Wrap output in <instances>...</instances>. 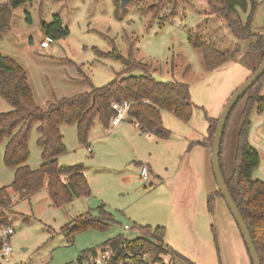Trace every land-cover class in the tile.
Wrapping results in <instances>:
<instances>
[{"label": "rangeland", "instance_id": "obj_1", "mask_svg": "<svg viewBox=\"0 0 264 264\" xmlns=\"http://www.w3.org/2000/svg\"><path fill=\"white\" fill-rule=\"evenodd\" d=\"M6 1L9 0H0ZM122 3L123 0L27 1L14 9L11 27L0 32V53L14 58L26 69L35 100L44 108L50 100L89 90L84 74L95 86H101L123 70L119 60L98 58L95 48L107 52L116 46L128 55L134 43V57L152 64L155 78L176 79L189 84L196 105L193 116L190 121H184L163 110V123L172 131L168 139L140 133L127 121H122L114 130L104 129L96 123L89 135L90 145L79 142L76 125H63L68 151L61 156L60 163L82 162L87 166L91 195L56 207L48 192L42 190L35 199L18 203L7 213L16 232L11 240L14 251L10 261L4 264H80L78 257L82 253L107 247L104 243L118 234L128 235L124 228L127 224L168 226V242L173 247L186 246L190 250L186 253H208L207 263L202 264H219L217 253H221V244L223 253H230L225 249L227 244L222 235L220 212L204 223L200 221L197 229L185 226L187 232L181 236L176 229L177 221L174 222L178 212L171 206L182 204L177 191L197 188L190 179V152L196 169L193 179L202 181L201 148L196 142L208 133L207 116L219 118L229 98L251 76L259 57L251 49L255 38L241 40L232 35L224 18L211 10L208 0H180L176 14L172 12V5L161 0H125L124 6ZM156 7L159 9L154 15L149 9ZM55 16L62 19L70 34L50 41L44 35L43 24L52 22ZM242 16L245 19L247 15L242 13ZM190 30L215 42L222 50L236 49L235 57L216 69H207L202 51L188 41ZM253 32L264 34V0H259ZM43 42L48 45L43 46ZM140 73L133 71L123 75ZM261 94H264V85ZM0 106L10 108L3 101ZM243 107L244 101L234 109L225 136L227 174H232L235 169ZM250 117L253 121L250 138L262 156V166L264 113L258 114L254 108ZM256 126L259 131L253 138ZM38 136L34 127L29 159L33 167L41 162ZM207 143L212 148V141ZM4 145V142L0 143V187L9 185L14 179L13 170L4 164ZM135 150L141 155L136 156ZM141 161L154 169L153 173L149 169V181L142 177ZM254 176L264 179L260 168L255 170ZM217 192L218 187L212 194ZM218 199L224 201L220 195L216 196V202ZM207 200L208 196H200L187 203V208L202 207L198 211L201 212ZM101 203H105L116 221L111 228H88L76 234L74 241L62 232L84 211L91 208L98 213L97 207ZM243 249L248 252L245 244ZM146 257L151 261L154 258L149 254ZM224 257L227 262L226 255ZM175 263L186 264L179 258Z\"/></svg>", "mask_w": 264, "mask_h": 264}, {"label": "trees", "instance_id": "obj_2", "mask_svg": "<svg viewBox=\"0 0 264 264\" xmlns=\"http://www.w3.org/2000/svg\"><path fill=\"white\" fill-rule=\"evenodd\" d=\"M32 0H9L0 2V32L11 27L13 11L21 4ZM172 5V12L177 10L180 0H161ZM211 10L221 15L229 31L236 38L247 40L255 38L251 49L259 55L252 68L251 75L264 60V34L253 32V20L259 0H208ZM155 10L149 9L154 15ZM242 13L246 14L244 19ZM176 14V12H175ZM43 32L50 41H55L70 34L69 28L63 25L62 19L55 16L50 23L43 24ZM188 41L193 47L202 51L207 69L213 70L233 59L237 50H222L218 45L206 39L200 33L190 30ZM133 44L128 55H124L118 47L111 51L95 48L98 58L119 60L124 68L111 80L101 86H95L84 74L90 89L69 96H61L48 101L46 107L37 104L26 69L14 58L0 53V104L6 102L10 108L0 106V143H5L4 164L15 170L12 187L21 198H29L39 192L47 183L49 196L56 207L73 202L79 197H89L91 187L85 174V165L60 164L58 158L67 153L61 126L76 125L78 140L82 145L89 143V135L96 123L104 129L111 128V120L115 115L112 107L115 101H127L130 108L127 117L132 120L141 133H147L160 139H168L172 131L163 123L162 111L172 112L184 121H190L195 103L192 100L189 84L173 79L158 80L153 75L152 64L138 60L133 55ZM79 73L83 71L78 68ZM140 71L139 75L123 73ZM264 74L257 83L236 104L244 101L243 122L239 132L238 151L235 169L227 174L224 161L225 136L229 127L234 107L224 131L221 146V168L227 187L238 206L251 233L261 264H264V179L254 176L255 170L261 166L259 150L250 140L253 121L250 117L254 108L258 114L264 113ZM148 101V102H147ZM206 113V112H205ZM207 114V113H206ZM208 117L207 142L213 143L218 118ZM38 131L37 144L41 148L42 164L33 169L28 164L30 158V138L33 128ZM206 141L204 144H208ZM219 191L210 194L207 200L208 210L214 212L216 196ZM13 208V200L7 187L0 188V228L11 225L7 213ZM95 209L84 211L70 225L62 229L70 240L88 228L107 229L116 223L105 203ZM139 236L128 240V235L118 234L104 245L114 248L115 253L123 257L124 253H132L129 264H176V258L187 264H196L165 242L166 227L158 225H134ZM216 237V236H215ZM95 250L94 248L89 251ZM149 254L154 257L149 260ZM218 258L220 260V253ZM80 256L78 257V261ZM252 263V262H251Z\"/></svg>", "mask_w": 264, "mask_h": 264}, {"label": "crops", "instance_id": "obj_3", "mask_svg": "<svg viewBox=\"0 0 264 264\" xmlns=\"http://www.w3.org/2000/svg\"><path fill=\"white\" fill-rule=\"evenodd\" d=\"M126 121L129 122V124L133 125L135 128H137L135 123L132 120H130L129 118H125L123 122H126ZM117 127H115V128H117ZM115 128H113L111 126V129L114 130ZM255 128H257V126L254 127V130H253V133H252L253 138L255 137V132L259 131V129H255ZM61 131L63 133L64 142H65V134L63 132V125L61 126ZM207 132H208V129H207ZM207 134H204L202 136V139H200L196 142L197 145L201 148L199 151V154L201 155V160H202V168H201V170H202V181H197V180L193 179L194 178L193 171L195 173L196 169L194 168V164L192 161L193 160V153L190 152L191 153L190 156H192V159L191 158L189 159V164H188L189 168L191 169V173H192V178H190V179H192V184L197 186V188L190 187L189 190L186 189V191L183 190V192L181 190L177 191L181 197L180 200H181L182 204L179 205L177 203V204H173L171 206V208L173 207L174 212H178L176 214V220H174L175 224H176V221L178 224V226L176 225L177 226L176 227L177 232L182 236L187 232L185 226L191 227L192 229H197V227H200V221L202 223H204V222H206L207 218L211 219L214 217V215H216L217 212H220L221 213V224H222L221 229L223 230L222 235H223L224 241L227 244L225 249L227 251H229L230 253H223V246L221 244L220 260L217 257L219 264H252L251 260L249 259L250 258L249 254L247 256L248 252L246 253V251L243 249V244H245V243L243 242L242 234H241V232L237 226V223L235 222V219L233 218L227 204L225 203V201H223L222 199L217 200L216 205H215V209H217L216 212H210L208 210L207 204H206V207H204V209L201 212H198V211H199V209H202V207H199V209L193 208L191 210H189L187 208V203H189L190 201H193L196 198L200 199V196H201V198L204 196L209 197V195L212 194L213 192H215L217 190V187H218L214 173H213L212 164H211V148L209 147L208 144H204L205 138L207 137ZM250 140H251V138H250ZM65 144H66V142H65ZM88 145H90V142L88 143ZM89 148H90V146H89ZM4 149H5V145H4ZM91 151L93 152V150H91ZM135 151H136V156L141 155L138 150H135ZM41 152H42V150H41ZM61 156H63V155H61ZM61 156L58 158L59 163H60ZM3 158H4V152H3ZM138 158L142 159V157H138ZM261 159H262V156H261ZM28 164L30 165L31 168L38 169L40 167V165L42 164V159H41L40 164L37 167H33L30 164V161H28ZM60 164H62V163H60ZM74 164H76V163H74ZM140 165L142 167L147 166V164L143 163L142 161L140 162ZM148 167L150 169V172L153 173L154 169H153L152 165L148 164ZM9 169H11V168H9ZM11 170H13L14 178H15V170L14 169H11ZM260 170H261L262 174H264V164L262 166H260ZM87 171H88V168H87V166H85V174H86L87 179L89 181ZM157 175L159 178H161V176L158 173H157ZM149 180H150V178H149ZM13 181H14V179H13ZM13 181L7 186H1V187H7V191L13 200L12 210H14V207L18 203H20L21 201H24L26 199H29V200H32L33 198L35 199V197L42 190H46L49 194L48 185L46 183L45 186L39 192L33 194L31 197L21 198L19 196V194L17 192H15L13 187H12ZM176 201L178 202L179 200H176ZM0 211H2V210L0 209ZM8 218L10 220V216H8ZM146 225H150V224H146ZM160 225L166 227L164 224H160ZM157 226H158V224H157ZM212 227H213L214 233H215L216 227H215L214 223L212 224ZM15 232H16V230H15ZM197 233H198V237H199L200 233L198 231H197ZM169 235H170V233H169L168 226H167L166 227L165 242L168 245H170L171 247H173L168 242ZM175 243H177V242H175ZM175 247H173L175 250H177L179 253H181L185 257L189 258L194 263H196V264L207 263L206 256H208V253H186V252L190 251L186 246H183V245L179 246L178 245ZM225 255L227 258V262L225 261V257H224ZM180 260H182V259H180Z\"/></svg>", "mask_w": 264, "mask_h": 264}, {"label": "water", "instance_id": "obj_4", "mask_svg": "<svg viewBox=\"0 0 264 264\" xmlns=\"http://www.w3.org/2000/svg\"><path fill=\"white\" fill-rule=\"evenodd\" d=\"M125 0H123L122 6H124ZM264 74V60L259 65L257 70L246 79V81L233 93V95L227 101L220 117L218 118L217 129L214 135L212 148H211V164L213 173L218 185L219 191L222 193L223 199L227 204L237 226L242 234L245 246L250 256L252 264H261L258 252L253 242L249 228L238 208L233 197L227 187L226 180L221 168V146L226 128L227 121L239 100L247 93V91L254 86L255 83ZM139 236V232L135 231L132 235L133 238Z\"/></svg>", "mask_w": 264, "mask_h": 264}, {"label": "built area", "instance_id": "obj_5", "mask_svg": "<svg viewBox=\"0 0 264 264\" xmlns=\"http://www.w3.org/2000/svg\"><path fill=\"white\" fill-rule=\"evenodd\" d=\"M47 45V42H43V46ZM112 107L115 110V115L111 120V126L115 128L127 117L130 103L127 101H115L113 102ZM136 125L139 127L138 123ZM142 177L145 181H148L150 178L149 168L147 166L142 167ZM124 228L129 232L128 240L134 239L132 237L133 233L135 232L134 226H130L127 224L124 226ZM14 234L15 228L12 225L3 226L0 228V264H4L5 262L10 261V257L14 251L11 242ZM131 256L132 253L128 252L124 253L123 257H120L115 253L114 248L107 246L105 248L82 253L80 255L79 261L80 264H129L131 262Z\"/></svg>", "mask_w": 264, "mask_h": 264}]
</instances>
